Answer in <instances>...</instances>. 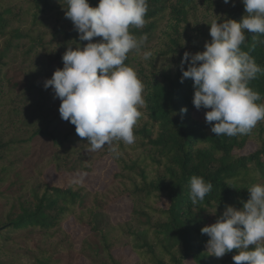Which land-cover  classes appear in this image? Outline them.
Masks as SVG:
<instances>
[{"label": "trees", "instance_id": "obj_1", "mask_svg": "<svg viewBox=\"0 0 264 264\" xmlns=\"http://www.w3.org/2000/svg\"><path fill=\"white\" fill-rule=\"evenodd\" d=\"M66 7L65 0H0V230L10 231L12 245L21 249L16 257L5 249L3 264H123L126 255L112 253L117 246L134 254L132 264H235L236 249L222 258L209 255L208 236L200 230L225 205L241 207L252 185H264V121L247 135L214 136L205 116L194 115L207 109L193 105V82H180V63L184 52L204 50L213 21L241 19L242 0H148V23L131 30L148 39L125 61L145 85L136 141H114L97 151L61 119L60 100L43 87L63 67L66 47L78 40ZM245 35L241 49L264 68V35ZM143 50L153 51V58L144 60ZM17 51L27 64L15 62ZM250 87L264 98V74ZM248 142L253 147L242 151ZM106 155L115 165L106 184L58 180L92 171ZM194 175L213 186L197 205L190 199ZM124 196L131 205L113 221L108 206ZM70 225L88 231L78 246Z\"/></svg>", "mask_w": 264, "mask_h": 264}, {"label": "clouds", "instance_id": "obj_2", "mask_svg": "<svg viewBox=\"0 0 264 264\" xmlns=\"http://www.w3.org/2000/svg\"><path fill=\"white\" fill-rule=\"evenodd\" d=\"M65 2L64 15L71 20L78 40L66 47L63 67L55 69L43 87H51L60 100L61 119L75 126L77 135L90 144L89 151L114 141L132 145L134 129L143 115L140 109L146 107L145 85L125 61L130 52H141L148 39L146 33L137 36L131 31L148 23V0H98L96 6L89 0ZM242 3L245 14L239 21H213L209 25L211 40L205 42L204 50L186 51L181 56L180 82L192 80V103L197 109H207L205 122L214 136L247 135L264 121V103H258L264 98L250 87V81L264 74V68L241 49L246 32L264 35V0ZM96 37L100 39L95 41ZM80 41L87 43L81 47ZM153 55L151 50L142 51L144 60ZM112 151L119 155L115 147ZM212 187L203 177L192 176V204L204 201ZM247 190L248 198L241 207L225 205L217 220L200 231L208 236L209 255L222 258L236 249L235 264H264V185L254 184Z\"/></svg>", "mask_w": 264, "mask_h": 264}, {"label": "rangeland", "instance_id": "obj_3", "mask_svg": "<svg viewBox=\"0 0 264 264\" xmlns=\"http://www.w3.org/2000/svg\"><path fill=\"white\" fill-rule=\"evenodd\" d=\"M19 54V51L16 53L11 54L14 58H18L19 60L15 61L18 65L22 66L27 64L28 62H21V59L17 56ZM10 55V56H11ZM205 111L202 110H195L194 115L197 117H202L205 116ZM253 147V144L251 142H248L247 145L242 149V151H248ZM115 165L113 164L112 159L110 158L109 155L103 156L100 158L97 162H95L92 171H78V172H69L66 174H63L62 178L58 177L59 181H64V180H74L77 182H81L87 185L91 184H96L99 186H102L108 182V180L111 178V174L114 170ZM54 174H50V179H54L55 176ZM131 205V200L127 197L124 196L120 199L115 200L112 202L108 207L109 210L111 211V220L115 221L116 219L120 218L123 216L125 213V210H127ZM4 224H0V228ZM71 227L70 232L72 235V241L73 244L78 246L80 243V240L87 234L86 229H78L74 225H70ZM11 236L12 233L10 231L5 230H0V264H3V260L8 258L9 254L5 251V249L9 248V251L12 253L13 257H16V254L21 250L18 247H15V245H12L11 241ZM126 255L123 258V264H132L134 261V254L129 253V251L125 248H121V246H117L112 250V253L116 257H121L124 254ZM27 253H24L22 256L24 258L27 257ZM188 262V261H187ZM190 263V262H189ZM81 264V263H79Z\"/></svg>", "mask_w": 264, "mask_h": 264}]
</instances>
